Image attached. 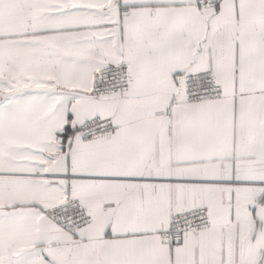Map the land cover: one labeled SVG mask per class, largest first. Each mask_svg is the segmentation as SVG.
I'll return each mask as SVG.
<instances>
[{"label": "snow or ice", "instance_id": "snow-or-ice-1", "mask_svg": "<svg viewBox=\"0 0 264 264\" xmlns=\"http://www.w3.org/2000/svg\"><path fill=\"white\" fill-rule=\"evenodd\" d=\"M0 264H264V0H0Z\"/></svg>", "mask_w": 264, "mask_h": 264}]
</instances>
